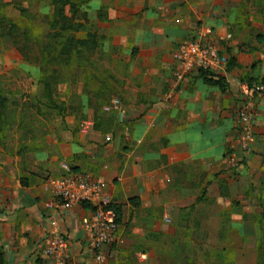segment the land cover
Masks as SVG:
<instances>
[{
	"label": "crops",
	"instance_id": "crops-1",
	"mask_svg": "<svg viewBox=\"0 0 264 264\" xmlns=\"http://www.w3.org/2000/svg\"><path fill=\"white\" fill-rule=\"evenodd\" d=\"M30 1L38 14H53L52 0ZM262 2L69 0L65 15L77 26L76 37L97 35L95 50L107 55L112 70L108 78L99 75L110 93H97L119 98L121 108L98 118L81 83L86 118L52 125L44 145L25 156L0 154L7 264H53L45 249L54 232L70 243L68 264H240L246 248L240 242L256 251L264 205V92L253 120L256 141L245 156L237 151V116L242 86L264 79ZM5 4L14 5L0 0ZM207 29L220 44L224 71L180 78L173 52ZM219 79L225 90L209 82ZM233 157L243 164L233 168ZM70 174L106 183L105 195L121 208L118 239L103 263L85 248L82 222L91 207H46L56 201L52 182Z\"/></svg>",
	"mask_w": 264,
	"mask_h": 264
},
{
	"label": "rangeland",
	"instance_id": "rangeland-1",
	"mask_svg": "<svg viewBox=\"0 0 264 264\" xmlns=\"http://www.w3.org/2000/svg\"><path fill=\"white\" fill-rule=\"evenodd\" d=\"M12 4L0 5V25L5 26L1 20L6 17L26 32L14 30L13 37H9L4 26H0V96L7 101L6 118L0 124V154L25 156L44 145L52 125L62 124L68 117L86 118L80 107L81 83L87 100L97 105L98 118L102 119L101 112L116 116L121 102L117 109L113 101L119 98L97 93H110L99 79V75L108 78L112 72L104 59L107 55L97 54L96 50H84L83 54L72 50L71 56L64 60L70 62L62 64L52 60L56 55L53 52L48 53V62L43 64L45 46H58L64 41L55 37L57 30L51 29V18L38 14L33 2L12 0ZM17 56L21 61H16ZM40 66L49 79V91L37 80ZM259 234L255 252L248 249V242H240V245L246 244L244 251L240 249V264H264V230L260 229Z\"/></svg>",
	"mask_w": 264,
	"mask_h": 264
},
{
	"label": "built area",
	"instance_id": "built-area-1",
	"mask_svg": "<svg viewBox=\"0 0 264 264\" xmlns=\"http://www.w3.org/2000/svg\"><path fill=\"white\" fill-rule=\"evenodd\" d=\"M210 35L211 31L207 29L205 34L188 40L173 52V59L180 67V78L200 72L216 75L224 71L220 44ZM263 92V84H244L241 88L242 105L237 116L241 133L237 151L243 156L251 151L256 141L253 120L257 97ZM113 103L118 109L120 101L116 99ZM85 124L89 127L93 125L91 121ZM106 140L110 143L112 138L108 136ZM243 162L244 158L233 157L231 166L238 168ZM52 187L56 201L47 204V208L68 211L76 205L91 207V216L82 222L85 248L94 260L105 262V251L117 241L120 228L117 207L105 195L106 183L90 174H70L54 180ZM45 254L53 264H68L71 260V247L67 237L59 232L52 233Z\"/></svg>",
	"mask_w": 264,
	"mask_h": 264
},
{
	"label": "trees",
	"instance_id": "trees-1",
	"mask_svg": "<svg viewBox=\"0 0 264 264\" xmlns=\"http://www.w3.org/2000/svg\"><path fill=\"white\" fill-rule=\"evenodd\" d=\"M69 3V0H52L53 5V14L50 16L51 18V29H56V33L54 34L56 38H61L64 42H59L58 46L52 45V46H45L44 48V56L42 63L46 64L48 62L47 55L48 53L55 52L56 55L52 58V60H55L58 63H69V60H65L66 57L71 56V51H75L77 54H83L84 50H95L97 44H98V37L97 35H89L87 40H81L76 37L77 32V26L72 22L71 18L67 17L65 15V7L66 4ZM72 8L75 7V3H71ZM4 18V19H3ZM2 22H5V26L1 24L0 26H4V32L5 35H8L9 37H13L14 30H18L20 33L24 34L26 31H24L21 27H18L15 21L12 19L3 17ZM2 26V27H3ZM1 30V29H0ZM54 37V38H55ZM59 51H57L58 48ZM233 63V60L229 62L228 66H231ZM40 76L37 78L38 82L40 84H43L46 87V90L49 91V79L44 76L45 71L43 70V66L39 67ZM206 73V72H204ZM211 84H214L216 86H219L222 90H225V85L222 79H219L218 81H209ZM261 84L264 85V79L261 81ZM46 91V92H47ZM49 95V94H48ZM50 96V95H49ZM6 99L2 98L0 96V124L3 120L6 118ZM1 127V126H0ZM23 185H28L27 182L22 180ZM86 207H90L89 205H85ZM117 207V211L119 214V221H120V215H121V208ZM258 228L261 229V232L264 230V212L259 214L258 216ZM258 247V251H259ZM0 264H7L6 256L4 249L0 243Z\"/></svg>",
	"mask_w": 264,
	"mask_h": 264
}]
</instances>
